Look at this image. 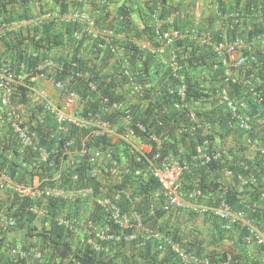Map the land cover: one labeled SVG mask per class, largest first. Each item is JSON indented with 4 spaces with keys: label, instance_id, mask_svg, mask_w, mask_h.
<instances>
[{
    "label": "trees",
    "instance_id": "1",
    "mask_svg": "<svg viewBox=\"0 0 264 264\" xmlns=\"http://www.w3.org/2000/svg\"><path fill=\"white\" fill-rule=\"evenodd\" d=\"M31 2H34V0L0 2V14L3 17H9L7 16L8 5L14 3L23 8V15L10 20L6 18L4 21L11 23L21 19L28 20L35 17L31 14ZM160 4L163 7L155 4L151 6L149 2H146L147 6L144 7L143 1L136 0V7H133L145 19L142 32L149 35L151 41H154L155 38L157 39L156 48L161 46L158 33L170 31L172 27L187 31L174 23L176 17L171 18V11L165 6L166 0H162ZM119 14L125 19L129 17L130 12L123 5ZM154 22L157 25H154ZM98 25L102 29L105 28L104 30L114 32L113 26L105 27L100 22H98ZM189 28V30H201L197 27ZM133 31L131 30V33H133L131 35L127 33L129 39L141 36V32L134 33ZM82 32L83 26L79 23L45 22L42 34L40 33L32 40L26 35H17L16 48L18 50L24 48L23 52L20 51L18 53V60L21 64L18 68L15 69L8 65L5 58H0V66H9L17 72L21 71L22 65H24L25 70L35 69L44 59L48 58L49 52L53 50H68L65 57H60L56 60L64 69L56 76V81L77 70L87 71L89 72V77L71 82L72 91L85 97L90 92L89 84L92 83L97 89V92L90 94L96 101L93 104H89V106L85 105L81 115L87 116L90 110L95 114L99 112L105 120L120 126L117 127L120 128V131L125 127H121L122 125L131 126L136 130L137 136L142 135V133L137 129L136 124H143L152 136L160 140L162 147L159 152L169 160L174 156L178 159L191 156L196 153L197 148L203 145V128H198L197 124H193L188 115L189 109H192L193 105L197 103L207 102L214 104V107L210 110L196 111L200 122L213 124V128L208 131L209 135H207L211 141L216 136L227 138L236 134L242 136V133L228 124L230 112L227 106L222 105L214 96L220 89L225 88L232 98L240 97L243 95V90L238 85L224 82L225 67L218 61L216 53L209 45L201 44L198 39L190 36H185L175 43L177 48L175 57L180 67V72L185 78V101L188 106L187 108L177 109L175 105L180 100L178 95L180 89L179 78L170 66L165 67L164 64L157 60L156 52L143 51L130 40L128 42L119 41L115 37L107 40L82 36L78 39L76 34H81ZM228 35L230 41H232L237 35V31L234 29ZM221 40L220 38L217 42ZM25 41L29 42L25 43ZM7 44L10 49V42L8 41ZM34 54L36 55L35 57ZM75 65L77 68H74ZM161 70L168 75L170 81L167 85L155 90L153 81ZM260 73L264 75L262 69ZM98 95L109 98L112 103L122 104L124 109L104 114L105 109L108 110V106L98 99ZM248 101L256 108L263 107L255 103L251 98ZM13 102L16 105H22L23 113L28 119L29 128L38 131L39 134H49L56 131V124L51 116L48 115L46 109L41 104L37 103L35 105L34 102L32 103L25 89H20V92L13 97ZM2 112L4 113V110ZM41 120L45 121L46 124L44 126L38 125ZM89 133H91L90 130H81L80 132L79 129L77 130V135L83 134L86 136ZM8 134L11 137L10 143L4 141L8 139ZM55 142L53 139L49 141L42 139L39 144L45 146L46 149H50ZM63 143L64 141L61 142V145ZM151 144L154 147L150 155L152 158L158 148L155 142H151ZM93 145L98 147L100 151L111 154L117 161L116 165L121 167L118 169L120 171V181L114 182L107 187V196L115 198L118 191L125 193L119 195L117 200L114 199L123 211H136L146 226L157 228L159 221H161L166 227L163 228L159 225L163 229H160L161 231L169 235L173 233L172 236L175 239L183 242L181 229L175 228L171 230L167 227L169 224L167 222L168 212L164 209L165 199L161 187L149 175V164L146 165V163L143 164L140 163L141 161L137 162L134 159L128 163L126 168H122L123 161L120 160V153L124 150L121 148L122 142H113L107 137H98L95 141L91 140L87 143L89 148L93 147ZM81 146L78 144V148H81ZM236 147L234 146L233 149H230L234 155L232 161L212 162L209 165L198 167L191 166L184 175L183 189L185 191L198 189L210 197L220 187L217 179L220 177L222 169L230 167L234 171H240L239 161L243 159L251 167L252 165H257V174L260 175L258 183L246 186L245 192L252 194V196L264 192L263 159L257 156L255 161H250L245 157L242 147ZM31 151L32 154H38L33 150ZM29 159L30 157L27 156L26 151H22L19 146H16L15 138L10 130L0 131V176L7 175L11 179L16 180V182L17 179L18 182L25 179L27 184L37 187L42 186L46 182L47 174V176L55 179L53 183L47 184L49 186H56L64 190H73L77 187H92L95 190V194L102 193L100 180L98 178L93 180L87 173L82 176L79 183L73 184L72 176L75 173L86 172L91 168L89 163H87L88 161L84 159L74 167H72L73 164L70 166V161H68L66 165L63 164L64 168L60 170L59 166L61 163L54 158L57 162L53 164V167H49L46 164L40 165L41 169H43L41 172L36 167H28L22 164V161H28ZM242 173L248 174L244 171ZM8 195L6 194V197ZM11 195H14L13 198H11ZM11 195L8 199L0 195V203L2 202V204L7 206L6 215L17 220L16 228L18 230L26 229L29 236L36 235L40 238L41 245H38V247L35 245V248L39 251L38 253H41L42 256L44 255L45 261L43 263L42 260L37 259L36 264H65L66 259L69 257L80 264H182L179 258L169 250H166L161 256L156 241H145L144 246L139 249L135 248V241L128 244L124 239L125 234H123V231L111 223L107 214L95 204L89 210L88 217L91 218L95 225L100 227L108 226L115 233L123 236V238L116 243L104 242L111 251L108 255L99 254L89 245H81L80 247L78 242L79 235L67 229L65 225L59 224L57 219L61 214H65L66 218L70 220L72 218L78 219L84 215L82 213L84 207L90 205L88 200L77 199L73 201L64 198H48L45 202L48 216L43 218L42 227L37 229V227H34L35 214H31L27 210L33 206V200L19 198L15 194ZM246 198L249 199V196H246ZM7 200L11 201L9 205ZM229 201L237 208L240 206L241 199L234 192H230ZM2 207L0 206V212ZM258 215L261 216L260 213ZM205 218L212 225L213 233L210 242H212L213 246L218 247L224 241H231L236 245L234 253L221 252L220 250H215L211 254L208 253L207 256L211 258L212 262H223L230 258L229 264H264V261L260 260L259 255H255L251 250L252 244L248 242L249 231L246 228L233 227L228 230L225 228V221L210 214H207ZM5 234L7 233L0 232V264H16L14 258L9 255L16 245L10 244ZM234 240H237V242H234ZM197 244L198 249L195 246H191L190 249H195L197 254L204 255L202 242L198 241ZM28 250L31 252L30 248ZM256 250L259 253L262 251L259 247ZM32 253L34 252L32 251Z\"/></svg>",
    "mask_w": 264,
    "mask_h": 264
},
{
    "label": "built area",
    "instance_id": "2",
    "mask_svg": "<svg viewBox=\"0 0 264 264\" xmlns=\"http://www.w3.org/2000/svg\"><path fill=\"white\" fill-rule=\"evenodd\" d=\"M216 10L220 11V7H216ZM229 24L228 31L236 30L244 15L240 11H234L228 14ZM45 21L66 22V23H79L83 26V32L76 34V37L80 39L82 36L92 38H103L110 40L112 35L109 31L103 30L98 25L96 17L85 12L74 13H62V12H46L43 14ZM5 25L0 26V33L5 28ZM160 42L165 46H171L177 43L185 36H190L198 39L201 44L210 45L212 50L216 53L218 61L225 67L224 82L226 84H235L242 88L243 95L240 97L232 98L229 92L222 88L220 93L221 101L227 106L230 115L228 121L231 126L237 129L238 132L244 136L243 144L253 147L256 152V157L259 156L263 159L264 165V88L258 86L255 76L250 75V64L254 65V72L261 71L264 67V62L260 61L256 56L253 49L248 48L246 40L242 37H236L231 43L217 42L214 37L203 30H187L185 32L179 29H172L168 32L158 33ZM255 42L262 45L264 51V33H260L255 37ZM170 67L174 71L175 75L180 80V89L178 92L179 102L176 103L177 109L187 108L186 104V86L185 78L180 72V67L174 56L170 62ZM74 68H77L75 65ZM252 69V68H251ZM52 72L53 77L59 75L64 69L62 65L53 59L44 60L36 69V71L29 72H17L9 66H0V125L4 126L5 131L10 130L11 134L15 138L16 146L20 147L22 151H26L27 156L30 157L28 161H22V164L28 167H40L41 164H46L49 167H53V164L57 162L61 163L59 169L62 170L63 164H67V160L76 154L78 156L79 163L82 159L87 157L96 160L98 155H93L87 143L90 139H96L98 137H110L111 134L116 135L117 140L124 142L128 153L135 156L137 162H143L145 159L149 164V174L161 187L165 203L164 209L167 212L173 210H185L194 212L196 214L207 215L210 214L213 217L219 218L225 221V228L231 230L234 228H246L249 231L247 237L248 242L259 247L264 253V192H260L254 196L245 192V187L248 185L257 184L259 176L257 174V165L251 167L245 160H240V171H234L230 167H225L221 171L220 177L217 179L219 189L212 196H206L202 191L198 189H192L185 191L183 189L184 175L188 169L198 166L209 165L212 162H227L233 160V154L230 149L219 148L215 149L212 145L214 140H210L207 135L208 131L213 128V124L210 122H200L197 116V112L189 109L188 115L193 124H197V127L203 128L202 137L203 145L199 150L191 156H185V158H176L169 160L166 156L163 157L159 152L162 147V143L157 137L152 136L143 126V124L137 123L136 127L139 131L144 133L152 149L146 151L145 148L138 143L142 141L136 135V131L131 126H125L120 131V126L114 125L108 120L103 118V115L99 112L96 114L92 110L88 112L87 116H82L81 112L83 107L93 104L96 100L90 94L97 92L96 86L92 83L88 85L89 94L85 97L80 96L71 89V82L84 77L83 72L74 71L72 74L67 75L56 81V86L62 90L65 95V106L72 105L75 101L81 104V107L71 112L63 106L54 105L49 103L43 98V93L38 92L35 89L36 78L48 77L46 72ZM263 71V70H262ZM71 81V82H70ZM23 88L27 93L34 94L35 97L43 101V107L48 112V115L54 120L56 124V131L53 133H41L28 127V119L23 113L22 105H16L13 102V97L20 92ZM140 90V88H138ZM251 98L258 105H262V108H256L252 106L248 99ZM98 99L108 106V110L103 109L104 114L121 111L124 106L120 103H112L109 98L98 95ZM4 110V113L2 112ZM45 121L41 120L40 124L44 126ZM36 126L37 123H35ZM71 128L79 130H90L91 133L87 134L82 140L81 148H74V140L70 138ZM1 131V130H0ZM56 136V137H55ZM68 136V139H67ZM241 136V137H242ZM54 140L56 141L51 145L50 149H46L45 146H41L39 142L41 140ZM138 140V142H137ZM64 143L61 145V142ZM157 144V152L151 158L150 155L153 151V145L151 142ZM242 145V144H239ZM241 147V146H240ZM38 154H32V151ZM255 157V158H256ZM56 160H55V159ZM255 158L251 161H255ZM89 161V159H88ZM242 171L247 172L245 175ZM89 175L98 178L102 185V193L95 194V190L92 187H77L70 192L60 189L58 187H52L47 184L51 180L46 178V182L42 186L33 187L25 182V179L18 182L11 179L7 175L0 176V192L7 191L19 196V198H29L33 201H44L46 198H64L71 200H88L90 205H97L102 211H104L111 223L115 224L123 234L127 243L139 240L135 243V248H141L145 241H156L158 244V251L161 255L166 250H169L172 254L176 255L182 264H213L211 258L205 255H199L190 249L188 240L180 242L176 240L172 235L165 234V232L158 230L152 226H146L138 213L134 210L129 212L123 211L118 205L117 200L119 195L125 194L118 191L115 198L107 196L108 188L114 182L113 179L117 174L116 168L111 166V163L100 162L98 166L89 169ZM262 178V177H260ZM81 173H75L72 176L73 184H77L81 181ZM235 193L238 198L241 199L240 206L235 207L229 201V193ZM14 196V195H13ZM249 196V199L246 198ZM42 206H31L27 210L28 212L35 214L37 218L47 217V211L45 210L43 203ZM261 214L259 216L258 214ZM0 214V227L2 230L7 231L15 225L14 219H7L4 221ZM59 224L65 225V227L76 235H79L78 242L82 246L89 245L99 254H110L109 246L104 244L110 242H120L123 238L120 234L115 233L112 228L105 226L100 227L94 224L90 217L78 219H67L64 216L58 217ZM139 230H142L144 236L142 239H138ZM24 257V254H22ZM58 260V259H57ZM230 258L225 261L215 262L214 264H229ZM80 264L73 258L66 259L65 264ZM59 263V260H58Z\"/></svg>",
    "mask_w": 264,
    "mask_h": 264
},
{
    "label": "crops",
    "instance_id": "3",
    "mask_svg": "<svg viewBox=\"0 0 264 264\" xmlns=\"http://www.w3.org/2000/svg\"><path fill=\"white\" fill-rule=\"evenodd\" d=\"M4 1L8 0H0V2ZM141 1H143L144 7L147 6L146 2H149L151 6L155 4L163 7L160 4L162 0ZM135 3L136 0H34V2H31L30 4L31 14H33L35 17L28 20L21 19L20 21L7 23V21H4V19L7 18V20H10L19 17V15H23V8H21L18 4L11 3L7 8V16L9 17H3L0 14V23H2L0 24V26H6L0 33V58L7 59V64L11 67H14L15 69L21 65L20 61L18 60V53L20 51L23 52L24 48H21L20 50L16 48L17 35L23 34L29 37L30 40H32L37 35H40V33L42 34L43 24L45 22H48L43 19L44 13L62 12L70 14L74 12H85L92 17H96L98 22H100L103 26H113L114 32L109 31L113 38L115 37L117 40L125 42H128V40H130L134 45H137L143 51L156 52L157 60L161 64H164L165 67H169L172 58L175 56V51L177 49L176 45L174 44L167 47L159 46V48L155 47L157 39L155 38L154 41H151V39H149V35L142 32L144 29L145 19L141 17V13L133 8L136 7ZM123 5L130 12L129 17H126L125 19L119 14L120 9ZM165 6L171 11V18L176 17L174 22L176 25L182 27L184 30L190 29L189 27H197L211 34L216 41L221 38L222 40L220 42L224 43L231 42L228 35L229 31L227 26L229 24L228 14L234 11H240L244 15V18L240 26L236 30L237 35H235V37L239 36L246 40L248 48L253 49L255 51V54L257 52L256 56L260 61L264 62V51L262 50V45H259L255 42V37L260 34V30H262L264 33V0H166ZM217 6L220 7V11L216 10ZM154 25H157V23L154 22ZM131 30H134V33L141 32V36L139 38L129 39L128 34H133L131 33ZM8 41L10 42V49L7 44ZM27 42L29 41H25V43ZM67 53L68 50H53L49 52L47 56L49 59H53L56 61L60 57H65ZM250 65L251 66L248 73H250V75H254L258 86L264 88V75H262L259 70H257V72H254V65L252 63ZM23 66L24 65L21 66V71L19 72L28 71L27 69L25 70ZM262 70L264 73V67L262 68ZM169 81L170 79L168 75L161 70L159 71L156 79L153 81V88L157 90L158 88L167 85ZM55 83L56 78L53 77V73L48 72V77L36 78L35 89L38 92L43 93V98L46 99L49 103L63 106L69 112L77 110L81 107V104L77 101H75L70 106H65V95L63 94L62 90H60L56 86ZM221 91L222 89H220L218 93L215 94L214 98L218 99L221 104L224 105L221 101ZM28 98L32 103L34 102L35 105L38 103L43 106V101H41L39 98L37 99L34 94H31L29 92ZM213 107L214 104L203 102L202 104L197 103L193 105V108L191 110L202 112L206 109L210 110ZM0 130L1 132L4 131V126L0 125ZM69 135L70 138L74 140V148L78 147V144L81 145L82 140H84L85 137L83 134L77 135V131H72ZM240 136L241 135L239 134L233 135L230 138L216 136L213 139L214 142L212 146L215 149H233L234 146H237L236 148L241 146L245 157L251 161L256 157V152L253 147L243 144L244 136ZM7 137L8 139H5L4 141L10 143L11 137L9 136V134L7 135ZM108 139L113 142L118 141L116 135L114 134H111ZM91 140L95 141L96 139H90L89 141ZM138 143H140L146 151H150L152 149V147L147 144V140L142 139V141H139ZM92 148V154L94 156L98 155L96 157V160L89 157L84 160L88 161L89 159L87 163H89L91 168H94V166H98L100 162L105 159V157L102 155L103 151H100L98 147L93 145ZM199 148H197L196 151H198ZM78 159V156L76 154H73V156L68 159V161H70V166L73 164L72 167H74L77 163H79ZM106 159L107 163L111 162V156L108 153H106ZM171 159H176V156L171 157ZM145 163L146 165L148 164V162ZM148 172H150L149 167ZM113 181H120V171L117 172ZM67 192H70V190H67ZM91 208L92 205L85 206L82 211L84 215H82L81 217L86 219ZM167 217V222L169 224V226L167 227H169V229L171 230L175 228L181 229V236L183 238V241L188 240L190 242L189 247L195 246V248L198 249L197 242H202V251L204 255L206 254L205 256H207L208 253L211 254V252H215V250H220L221 252L227 251L231 253H234L236 251V245H234V243L231 241H224L218 247L213 246L212 242H210L211 235L213 233V230L211 228L212 225L206 221L205 215L203 214H196L194 212L185 210H173L167 213ZM35 225L37 229H39V222H37ZM159 225L163 228H166L164 226L165 224H163L161 221H159ZM159 225L157 226L158 230L162 229ZM23 233L24 231L22 230L11 231L7 235V240H9L10 244H14L20 247L24 246L27 250L30 248V260H32V251L37 250V248H35V245H37L36 247H38L39 245L38 237L36 235H28V237H26V234ZM172 234L173 233H171V235ZM143 236V231L139 230L138 239H142ZM235 241L237 242V240H234V242ZM137 242H139V240L135 241V243ZM33 247L35 250L33 249ZM256 249L257 247L252 244L251 250L255 253V255H259L261 261H264V253L262 251L259 253ZM193 251L196 252L195 249Z\"/></svg>",
    "mask_w": 264,
    "mask_h": 264
},
{
    "label": "clouds",
    "instance_id": "4",
    "mask_svg": "<svg viewBox=\"0 0 264 264\" xmlns=\"http://www.w3.org/2000/svg\"><path fill=\"white\" fill-rule=\"evenodd\" d=\"M172 29H175V28H171V30ZM180 30V29H179ZM189 30V29H188ZM237 30V29H236ZM182 31V30H181ZM168 32V31H167ZM183 32H185V31H183ZM259 33H263V31H260ZM113 37V36H112ZM237 37V36H236ZM235 37V38H236ZM234 38V39H235ZM234 41V40H233ZM232 42V41H231ZM230 42V43H231ZM161 46L163 47H167V46H165L162 42H161ZM36 55L34 54V57H35ZM46 59H49V58H46ZM46 59H44V60H46ZM43 60V61H44ZM42 61V62H43ZM55 61V60H54ZM38 67V66H37ZM37 67L34 69V70H28V71H25V72H29V71H36V69H37ZM46 72V74H48V72L47 71H45ZM81 72H83V73H85L84 74V77H82V78H87V77H89V75H88V73L86 72V71H81ZM183 75V74H182ZM55 78H56V76H55ZM81 79V78H80ZM79 79V80H80ZM180 81V80H179ZM71 82V81H70ZM72 131H77V129H74V128H71V130H70V133L72 132ZM79 131H81V130H79ZM82 131H84V130H82ZM136 131V130H135ZM141 132V131H140ZM142 133V132H141ZM144 133H142V135H140V136H138V138L139 139H144L145 138V134L143 135ZM137 135V134H136ZM70 136V135H69ZM56 137V136H55ZM108 138V137H107ZM67 139H68V136H67ZM119 143H120V141H119ZM125 143L123 142L122 143V147L121 148H123L124 150L120 153V160H122L123 161V167L122 168H126V166L128 165V163H130L131 161H133L134 159H135V156L134 155H132V154H130V153H128V151H127V149H126V147H125V145H124ZM153 152V151H152ZM152 154V153H151ZM104 157H105V159L103 160L104 161V163H107V159H106V153H104L103 152V154H102ZM110 156H111V166L113 167V168H116V170L119 172V168H121L120 166H118V165H116V159L111 155V154H109ZM136 160V159H135ZM67 162H68V160H67ZM146 162V160L144 159L143 160V162H140V163H145ZM37 168V170H39L40 169V167H36ZM90 169V168H89ZM89 169L86 171V172H82V176L85 174V173H87V174H89ZM41 171H43V169H41ZM91 176V175H90ZM92 178H93V180H94V178L95 177H93V176H91ZM46 178H49V179H54L53 177H49V176H47V174H46ZM53 181L54 180H51V181H49L48 183L50 184V183H53ZM52 187H56V186H52ZM6 194L8 195V194H12L11 192H7V191H3V192H0V195L3 197V198H6V199H8V197L10 196V195H8L7 197H6ZM11 198H13V195H11ZM5 199V200H6ZM48 198H46L44 201H33V206H42L41 205V203H43V206H44V208H45V210L47 211V209H46V206H45V202H46V200H47ZM8 201V205L11 203V201L10 200H7ZM34 202H36L35 204H34ZM2 205H3V207H2ZM0 206L2 207L1 209H2V211L0 212V214L1 215H3V217H1L4 221H6L7 219H14L15 220V225L13 226V227H11L9 230H7V231H4V230H2L1 229V227H0V232H6L7 234H5L6 236L8 235V233H10L11 231H21V230H18L16 227H17V220L14 218V217H9V216H7L6 215V213H7V206L5 205V204H2V202L0 203ZM6 208V209H5ZM32 214V213H31ZM36 216V215H35ZM47 216H48V214H47ZM60 216H64V217H66V215L65 214H61ZM206 216V215H205ZM42 220H43V218H37L36 217V220H35V222H34V225L37 223V222H39V224H40V227H39V229L42 227ZM34 227H36V225L34 226ZM22 231H24V233L23 234H26V237H28V231H26V229H22ZM38 237V236H37ZM38 244L39 245H41V241H40V238L38 237ZM34 253H32V260H30V253H29V250H27L26 249V247H24V246H15L13 249H12V251L10 252V256L12 257V258H14V262H16V264H36V262L38 261L37 259H40V260H42V262L44 263V255L42 256V254L41 253H38L39 251L38 250H35V251H33ZM22 254H24V257H22ZM42 264V263H41ZM213 264H214V262H213Z\"/></svg>",
    "mask_w": 264,
    "mask_h": 264
}]
</instances>
